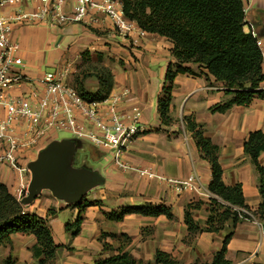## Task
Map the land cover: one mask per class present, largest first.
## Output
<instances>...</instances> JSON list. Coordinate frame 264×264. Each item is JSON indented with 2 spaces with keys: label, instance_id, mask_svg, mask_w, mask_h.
Returning a JSON list of instances; mask_svg holds the SVG:
<instances>
[{
  "label": "crops",
  "instance_id": "0c3cea01",
  "mask_svg": "<svg viewBox=\"0 0 264 264\" xmlns=\"http://www.w3.org/2000/svg\"><path fill=\"white\" fill-rule=\"evenodd\" d=\"M242 2L244 6L249 7L246 20L254 24L257 31L261 28L260 34L263 38L260 40V49L263 53L264 1L242 0ZM26 9H30V6L25 7ZM11 10L5 8L3 12L9 14ZM103 26L91 28L73 24L57 28L46 25L16 27L11 39L19 45V56L25 65V74L32 79H39L43 76L45 72H41V68L47 62L52 66L68 59L75 61L80 47L89 48L88 46L92 45V37L96 35L112 38L121 44L124 51L136 58V63H133L136 72L125 75L118 72L113 90L127 88L128 83L130 95L126 100L124 110L129 113L128 110L132 106H138L141 112V123L147 132L138 137L124 156L125 161L132 166L146 167L156 175L167 179L184 180L195 174L202 187L208 189L212 179L210 166L200 158L191 134L185 130L170 139V134L177 131V125L162 126L157 105L153 117H150L151 99L157 100L164 82L159 88L149 90L148 81L142 76V66L166 61L167 67L164 68L162 75L164 80L169 64L174 62L171 57L172 44L156 34L146 32L142 34L137 24H135L136 34L129 38L114 34L110 23H105ZM53 34H58L63 41H66L65 51L59 53V46L51 49L50 40L53 39ZM47 51L58 53L60 62L56 63L51 57L46 58ZM73 72L76 73L74 70ZM149 74L153 75L152 72ZM71 78L72 76L70 80ZM84 85L86 88L85 83ZM220 86L214 79L207 81L204 75H179L174 81L172 95L174 103L181 104L183 112L172 115V118L179 119L180 124H183V118L190 117L202 126L205 137L220 149L219 161L224 184L229 187L241 184L245 205L248 209L255 211L261 202L258 174L251 159L244 153V143L250 133L264 132V100H254L248 107H234L225 114L213 113L211 110L214 107L231 99V96L226 95ZM214 88L219 90H213ZM261 89L264 90V82L261 84ZM20 90L21 88H15L12 92L18 93ZM97 90L98 82L88 92L95 93ZM151 129H159V132L148 133ZM34 155L36 156L35 153ZM259 163L264 166V153L260 156ZM95 170L99 171L105 182L101 187L90 191L82 201H89V196H91L90 202L99 201L100 206L90 207L83 212L81 232L76 237L72 238L66 232L68 224L62 222L59 217L60 213L71 210L72 218L69 225H72L79 216V211L70 209L71 205H66L65 202L55 198H43L44 193L49 191H43L39 199H36L28 209L23 205L25 212L41 217H45L51 209L55 211L48 221L55 243L63 247L57 255L59 264H93L96 259L117 255L121 248L123 251L130 252L136 260L141 261H153L156 251L159 250L171 254L174 258H180V260L188 261L186 258L188 254L190 259L204 258L205 263H210L213 255L221 250L222 241L231 231L234 234L228 245V261L231 264H264V237H261L260 230L254 222L241 221L235 229L232 223L228 222L225 230L219 234H198L193 244L194 251L191 252L189 247L182 248L179 240L181 233H188L184 222L185 207L191 203H202L192 213L194 220L201 228H204L209 217V201L189 191L179 192L162 181L153 182L148 179V182L138 185L129 181L130 178H127L125 174L118 175L113 167L104 168V171L101 168ZM116 178L120 181L112 184V180ZM0 181L9 188L13 195V190L8 184L13 183L11 185L13 188L16 174L0 166ZM135 203L151 204L155 207L163 205L171 210L174 219L169 220L165 216L156 218L128 216L122 222H114L104 215V213L118 212ZM147 227L150 228L151 235L143 241L141 229ZM111 235H115L116 238H112ZM121 235H126L129 240L124 241ZM219 237L220 239L217 240L216 238ZM35 243L34 237L16 235L13 237V246L8 256H11L16 264H32L34 259L30 250ZM104 245H108V248Z\"/></svg>",
  "mask_w": 264,
  "mask_h": 264
},
{
  "label": "trees",
  "instance_id": "16d2710c",
  "mask_svg": "<svg viewBox=\"0 0 264 264\" xmlns=\"http://www.w3.org/2000/svg\"><path fill=\"white\" fill-rule=\"evenodd\" d=\"M124 7L126 17L148 34H156L172 44L170 63L163 87L166 99L158 101V112L162 126H170V107L174 81L179 75H204L207 81L214 79L231 99L217 105L211 111L225 114L234 107H248L254 100H264V57L259 47L263 38L260 33L253 37L245 31V12L242 0H119ZM258 32V31H257ZM197 67L202 73H196ZM98 81V90L90 93L78 81L71 83L80 96L87 101H103L114 89V77L107 69L94 76ZM75 84V85H74ZM183 124L192 136L200 158L206 161L211 170V182L208 190L224 202L249 210L254 217L264 223V166L259 158L264 153V132L250 133L244 143V153L251 159L258 174V190L261 202L255 211L245 205L243 186H226L219 161L220 149L205 137L202 126L189 117ZM209 217L204 228L193 218V210L202 203H191L185 207L184 222L187 232L196 236L202 233L219 234L226 224L231 222L233 229L241 222L238 215L211 200ZM98 205V203H97ZM95 206L82 201L69 208L77 209L79 216L75 223L66 225V232L76 237L81 232L83 212ZM196 206V207H195ZM55 214L53 209L45 217L29 214L23 204L11 194L9 188L0 181V264H16L11 256H3L1 250L11 248L13 237L23 235L34 237L35 245L30 250L36 264H58L57 255L62 246L55 243L49 218ZM114 222H122L128 216L174 218L171 210L165 206L155 207L144 204L140 207H125L118 212L104 213ZM233 231L222 241V248L213 255L207 264H231L227 259L228 245ZM116 238L115 235H111ZM124 241L129 238L126 235ZM108 248V245H104ZM93 264H180L171 254L156 251L153 261L136 260L128 251L109 258H99Z\"/></svg>",
  "mask_w": 264,
  "mask_h": 264
},
{
  "label": "built area",
  "instance_id": "2783aa9c",
  "mask_svg": "<svg viewBox=\"0 0 264 264\" xmlns=\"http://www.w3.org/2000/svg\"><path fill=\"white\" fill-rule=\"evenodd\" d=\"M28 5L30 9L25 10ZM5 8L12 12L5 14ZM244 12L245 16L249 12L246 5ZM105 23H110L123 38L136 34L135 23L126 17L119 0H0V166L16 174L12 188L15 199L21 203L27 196L30 156L65 133L112 156L114 166L123 172L169 182L179 192L189 191L215 200L236 213L241 221L254 222L264 237L263 222L249 210L224 202L204 189L195 174L184 180L165 179L124 161L125 154L146 132L140 109L132 106L129 113L124 110L129 89L113 90L103 101H87L69 83L73 74L69 63L54 73L45 72L41 78L32 79L25 74L19 45L11 39L16 27L80 24L99 28ZM245 23L246 32L256 37L255 25L246 19ZM15 88L21 90L13 93Z\"/></svg>",
  "mask_w": 264,
  "mask_h": 264
},
{
  "label": "rangeland",
  "instance_id": "374dc122",
  "mask_svg": "<svg viewBox=\"0 0 264 264\" xmlns=\"http://www.w3.org/2000/svg\"><path fill=\"white\" fill-rule=\"evenodd\" d=\"M27 27H31V26H27ZM260 30H261V28L258 29V33L261 32ZM113 33L116 34L115 31H113ZM52 37H53V39L50 40L51 49H55L57 46H59V49H58V51L60 50L59 53L65 51V49H66V41H63L58 34H53ZM92 38H93L92 45H89L88 46L89 48H82L83 46L80 47V52L77 55V59L75 61L72 60V59H68V60L64 61L63 63H59L60 60H59V57H58V53H56V52L55 53H52V52L48 53V51H47L46 58L51 57L52 59H54V61L56 63H59V64L50 66V64H48V62H47L41 68V72H52V73H54L57 70H59L61 68H64L65 65L68 62L69 64L72 65L73 70L76 72L75 74L73 72V75H72V78H71L72 80H69V83L73 84V83L78 81V83L82 84L83 87H85V85H84V83H85L86 84V88L89 91H91V89L94 86H96L98 81H97V79L94 76L96 74L101 73L102 69H107V70H109L111 72V74L114 77V83H115V77L117 76L118 72H122V74H124V75L125 74H132L133 72H136L135 71L136 70L135 64H133L134 62L136 63V58L132 54H129L126 51H124V49L122 48L121 44H118V42H116L112 38L102 37V36H100V34L98 36L96 35V36H94ZM139 67H140V65H139ZM142 67H143L142 68L143 69V75L142 76H143L144 79H146L148 81L149 90L152 91L154 88L155 89L159 88L163 84V82H164V86L163 87L168 85V84H165V80H163V76H162L164 68L166 69V67H167L166 61H162L161 63H157V64H145ZM194 71H196V73H198V74L201 73V71L199 69H195L194 68ZM149 72H152L153 75H150ZM127 76L129 77V75H127ZM126 87H127V89L129 88L128 83L126 84ZM213 90H219V89L214 88ZM166 98H167L166 97V92L162 88L160 94L157 97V100L154 99V98L151 99V104H152V108L150 109L151 110L150 111V117L151 118L153 117V115L155 113L154 111H155V106L156 105H157V110H158V101L161 100V99H166ZM172 108L174 110H172ZM171 112H173V114H171ZM180 112H183V110L181 108V104H175L174 103V97L172 95V103H171V107H170V118H171V125L170 126L176 124L177 125V131L172 133V134H170V136H169L170 139L172 137H174V135H179L183 131L186 130L185 126L183 124H180L179 119L172 118V115H174L176 113L179 114ZM158 116H159V112H158ZM170 126H165V127H170ZM151 130L148 133H154V132L158 133L159 132V129H154L152 131ZM146 133L147 132H145L144 134H146ZM64 139H71V136L68 135V134H65V133H60L58 135V140H64ZM81 143H82V150L78 151L76 157H78L81 153L84 154V155L86 154L84 156L83 160H82L86 165H90L91 166V164H92V167H94L95 169L96 168H101L102 171H104V168L109 169V168L113 167L114 172H116V173L118 172L117 173L118 175L125 174V176H128L127 178H130V179H128L129 181H133L134 183H137L138 185H140L141 183L148 182V179L141 178L136 173H133V172L126 173V172H123V171L119 170L117 167L114 166V161H113V157L112 156H110V155H108L106 153H103L101 151L96 150L92 145H90L87 142L81 141ZM145 156H147V154H145ZM30 157H31L30 160H32V159L35 160L36 159L35 155H32ZM124 161H125V159H124ZM94 163H96V164H94ZM127 164L130 165L129 163H127ZM130 166L134 167V168H137V169H145V170L150 171L146 167L141 168V167H136V166H132V165H130ZM98 173H99V171H98ZM165 179H167V178H165ZM171 180H175V179H171ZM119 181H120V179L116 178V179L112 180V184H116V182H119ZM155 181H161V180L153 179V182H155ZM162 182H164V181H162ZM165 183H167L170 187H172L169 182H165ZM12 184H11V182L8 184L11 190H12V186H11ZM141 185H143V184H141ZM25 195H26V193H25ZM43 198L54 199L53 195L50 192H45ZM37 199H39V198H37ZM91 199H92V197L89 196V201H87V202H90ZM203 199H206V198L203 197ZM207 201H209V200H207ZM113 202L115 203V200ZM91 203H94L95 207H99L100 206V202L99 201L91 202ZM97 203H98L99 206L97 205ZM33 204H34V202L31 205H33ZM142 205H144V203L143 204L135 203L134 205H128V206H130V207H132V206L133 207H140ZM25 207H26V209H28L30 207V205L29 206H25ZM70 209H72V208H70ZM59 218L65 224L71 223V218H72L71 210H66V211L60 213V217ZM141 235H142L143 241L147 240L150 237V235H151L150 228L147 227L145 229H141ZM195 239H196V236H192L189 233H187V234H182L181 233L180 234V238H179L180 243H181V247L182 248L183 247H186V248L189 247L191 249V250L189 249L191 252L194 251V249H193L194 245L193 244L195 243ZM216 239L219 240L220 237L216 238ZM12 246H11V249H12ZM9 251H10V248L3 249V250H1V254L3 256L7 257L8 254H9ZM188 256L189 255L186 254V258H188V261L180 260V258H176V260L180 264H207V263H205L204 258L193 260V259H190L191 258L190 256L189 257ZM191 260H193V261H191ZM57 262H58V260H57ZM32 264H36V261H34V263H32Z\"/></svg>",
  "mask_w": 264,
  "mask_h": 264
},
{
  "label": "water",
  "instance_id": "95a60500",
  "mask_svg": "<svg viewBox=\"0 0 264 264\" xmlns=\"http://www.w3.org/2000/svg\"><path fill=\"white\" fill-rule=\"evenodd\" d=\"M77 140L53 141L36 153V159L28 164L30 180L27 196L22 200L24 206L31 205L43 191H49L57 200L73 205L104 184L100 174L82 167L74 169L79 151ZM84 182L77 183L76 179Z\"/></svg>",
  "mask_w": 264,
  "mask_h": 264
},
{
  "label": "flooded vegetation",
  "instance_id": "af4514ba",
  "mask_svg": "<svg viewBox=\"0 0 264 264\" xmlns=\"http://www.w3.org/2000/svg\"><path fill=\"white\" fill-rule=\"evenodd\" d=\"M77 142H78L77 144H78V148H79V151H80V150H82V143H81V141H79V140H77ZM96 150H97V149H96ZM98 151H99V150H98ZM91 152H92V151H91ZM85 155H86V154H85ZM85 155L81 153L78 157H76V163H75L74 169H80V168H82V167H86V168L92 170L93 172L98 173V171L95 170L94 167H92V164H91V166H90V165H86V164L82 161ZM93 168H94V169H93ZM98 174H99V173H98ZM84 181H85V179H83V178H78V179H76V182H77V183L84 182Z\"/></svg>",
  "mask_w": 264,
  "mask_h": 264
}]
</instances>
